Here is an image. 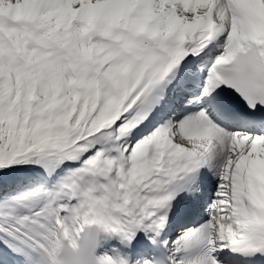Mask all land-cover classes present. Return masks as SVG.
I'll return each instance as SVG.
<instances>
[{"label": "snow or ice", "instance_id": "snow-or-ice-1", "mask_svg": "<svg viewBox=\"0 0 264 264\" xmlns=\"http://www.w3.org/2000/svg\"><path fill=\"white\" fill-rule=\"evenodd\" d=\"M0 264H264V0H0Z\"/></svg>", "mask_w": 264, "mask_h": 264}]
</instances>
